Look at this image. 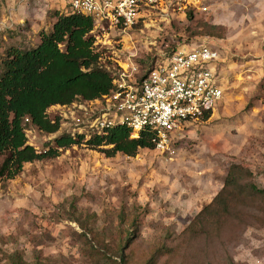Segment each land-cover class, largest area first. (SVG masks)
I'll use <instances>...</instances> for the list:
<instances>
[{
    "label": "rangeland",
    "instance_id": "1",
    "mask_svg": "<svg viewBox=\"0 0 264 264\" xmlns=\"http://www.w3.org/2000/svg\"><path fill=\"white\" fill-rule=\"evenodd\" d=\"M56 12L70 14L68 0H0V64L12 47H36ZM91 35L99 65L113 77L133 66L145 74L178 49L213 46L224 97L208 119L180 131L173 154L146 148L110 157L102 151L108 146L87 143L104 99L51 106L49 118L59 119L53 133L26 124L28 144L58 155L0 178V264H12L14 254L30 264H264L259 205L219 230L210 223L183 233L232 164L249 168L251 182L264 189V0L155 9L127 30L96 22ZM78 135L79 143L57 145L61 136Z\"/></svg>",
    "mask_w": 264,
    "mask_h": 264
},
{
    "label": "trees",
    "instance_id": "2",
    "mask_svg": "<svg viewBox=\"0 0 264 264\" xmlns=\"http://www.w3.org/2000/svg\"><path fill=\"white\" fill-rule=\"evenodd\" d=\"M55 14L57 20L52 30L40 33L36 47L27 50L12 47L0 64V157L4 156L0 178L17 176L27 162L58 155L53 148L38 152L28 144L26 124L47 133L56 132L59 119L49 118L47 111L51 106L69 105L78 98L93 100L115 88L113 76L99 65L100 56L94 50L95 38L91 35L94 20L78 13ZM205 27L214 29L208 24ZM208 117L209 114L205 120ZM104 131L93 133L87 143L108 146L102 151L110 157L119 153L135 156L139 149L155 147L153 136L147 131L138 138H132L131 129L121 124ZM83 139V135L61 136L56 142L58 146H69ZM251 177L249 168L232 164L220 191L183 233H197V227L204 229L210 223L219 230L227 219L240 217L251 205L264 210V189H258ZM129 241L128 237L126 244ZM122 250L123 242L117 250L120 257ZM13 258L12 264H30L18 254Z\"/></svg>",
    "mask_w": 264,
    "mask_h": 264
},
{
    "label": "built area",
    "instance_id": "3",
    "mask_svg": "<svg viewBox=\"0 0 264 264\" xmlns=\"http://www.w3.org/2000/svg\"><path fill=\"white\" fill-rule=\"evenodd\" d=\"M198 3L200 0H68L70 14L91 17L94 28L96 22H107L111 28L123 30L152 10L170 6L185 10ZM220 59L216 48L199 44L164 55L145 74L136 72L135 66L118 72L113 77L115 88L95 99H104L107 105L103 118H96L95 133L103 134L106 128L121 124L131 129L132 138L150 132L156 150L175 153L174 140L180 131L211 116L224 97L216 69Z\"/></svg>",
    "mask_w": 264,
    "mask_h": 264
}]
</instances>
